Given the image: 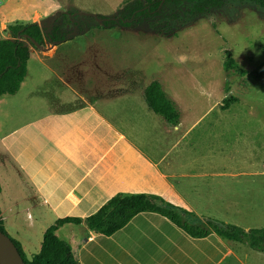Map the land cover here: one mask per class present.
<instances>
[{
    "label": "crops",
    "instance_id": "obj_1",
    "mask_svg": "<svg viewBox=\"0 0 264 264\" xmlns=\"http://www.w3.org/2000/svg\"><path fill=\"white\" fill-rule=\"evenodd\" d=\"M67 6L63 0H0V39L8 38L10 22L39 23L66 13ZM70 36L61 44L46 41L41 52L30 50L19 89L0 97V161L8 165V199L20 204L29 220L38 209L55 220L84 219L118 193H147L201 218L192 196L208 190V176L177 172V141L160 138L161 128L167 138L175 137L177 125L162 123L148 109L145 85L135 75L115 76L106 61L94 66L98 75L86 73L87 65L63 50ZM159 216L140 213L107 236V263L114 246L125 254L121 261L136 259V264H247L248 257L234 253L219 236L193 238ZM96 235L82 237V246ZM128 247L140 255L134 258Z\"/></svg>",
    "mask_w": 264,
    "mask_h": 264
},
{
    "label": "rangeland",
    "instance_id": "obj_2",
    "mask_svg": "<svg viewBox=\"0 0 264 264\" xmlns=\"http://www.w3.org/2000/svg\"><path fill=\"white\" fill-rule=\"evenodd\" d=\"M63 1L68 4L65 8L68 14L114 18L124 12L125 2L134 0ZM94 19L79 21L73 28L74 35L70 36L71 43L63 50L71 53L73 60L80 59L86 64V73L98 75L94 66L98 68L100 62L106 61L112 65L115 76L133 74L139 85L145 87L151 81L160 83L180 113L175 137L167 138V131L160 130L161 139L177 141L180 149L177 172L192 169L194 173L208 176V190H202L196 200L192 196L201 208L200 219L213 218L244 230L263 227L264 9L233 0L219 10L186 18L183 22L170 24L166 16H161L155 17L152 23L113 29L96 25L100 20ZM59 20L62 22V18ZM26 44L29 50L41 52L29 41ZM227 51L235 64L246 71L245 75L233 69L226 76L223 64ZM253 73L255 77L250 75ZM229 95L236 101L222 109ZM154 116L163 123L162 116ZM194 180L195 183L202 181ZM178 181L181 183L184 179ZM0 183L3 229L19 244L25 258L30 259L40 248L43 232L56 218L41 214L38 209L34 210V219L29 220L23 207L8 199V165L2 161ZM83 234L82 226L71 224L63 225L56 232L69 245L79 264H136V259L121 261L125 254L114 246L111 248L116 252L107 263L108 237L96 235L94 242L82 246ZM224 242L234 253L247 256V264H264L263 254L241 244ZM145 247L151 249L149 245ZM91 252L94 258H89ZM128 252L134 258L140 255L136 247H128Z\"/></svg>",
    "mask_w": 264,
    "mask_h": 264
},
{
    "label": "trees",
    "instance_id": "obj_3",
    "mask_svg": "<svg viewBox=\"0 0 264 264\" xmlns=\"http://www.w3.org/2000/svg\"><path fill=\"white\" fill-rule=\"evenodd\" d=\"M233 0H134L125 2L124 12L119 17L108 18L101 15L96 17L85 15H74L73 13H62L59 17H47L41 20V24L33 21L15 20L7 24L8 38L0 39V97L13 95L19 89L27 73V61L30 50L26 41L34 45L44 46L45 42L61 44L65 42L73 32L79 21L89 19L100 20L96 25L104 29H113L116 26L133 27L137 24L152 23L155 17L166 16L169 23L183 22L186 18H194L219 10L227 2ZM252 3L264 9V0H241ZM165 9H168L165 11ZM62 18V22L59 19ZM71 26V28H70ZM226 76L235 69L241 75L246 71L240 69L226 52V59L223 64ZM252 77L253 74H250ZM229 92L228 85L225 87ZM145 102L149 110L163 117V119L176 126L179 124L180 113L171 100L163 92L158 81H151L144 89ZM236 98L227 96L222 109H226ZM1 191V187H0ZM140 213H156L193 238H205L212 234L220 238L241 244L251 250L264 255V226L244 230L243 228L224 223L217 219H200L193 213L182 207L174 205L163 197L155 194L118 193L108 199L93 214L84 219L77 217H64L55 220L43 232L40 248L33 253L30 259H26L17 242L16 245L20 255L26 264H78L69 245L60 239L56 232L65 224H83L84 234L111 236L122 229L133 217ZM4 221L0 210V231L3 229ZM6 234V233H5Z\"/></svg>",
    "mask_w": 264,
    "mask_h": 264
},
{
    "label": "water",
    "instance_id": "obj_4",
    "mask_svg": "<svg viewBox=\"0 0 264 264\" xmlns=\"http://www.w3.org/2000/svg\"><path fill=\"white\" fill-rule=\"evenodd\" d=\"M82 14L95 17L94 14ZM33 43L38 48L43 49L41 45H37L35 42ZM50 45H54V43H51ZM0 264H26L14 242L7 234L3 233L2 231H0Z\"/></svg>",
    "mask_w": 264,
    "mask_h": 264
}]
</instances>
